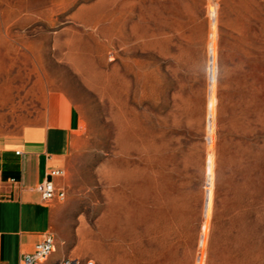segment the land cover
<instances>
[{
    "label": "rangeland",
    "instance_id": "374dc122",
    "mask_svg": "<svg viewBox=\"0 0 264 264\" xmlns=\"http://www.w3.org/2000/svg\"><path fill=\"white\" fill-rule=\"evenodd\" d=\"M55 96L61 264H264V0H0V144Z\"/></svg>",
    "mask_w": 264,
    "mask_h": 264
},
{
    "label": "crops",
    "instance_id": "0c3cea01",
    "mask_svg": "<svg viewBox=\"0 0 264 264\" xmlns=\"http://www.w3.org/2000/svg\"><path fill=\"white\" fill-rule=\"evenodd\" d=\"M81 122L76 106L55 96L43 123L28 125L12 141L0 144V264H19L20 257L32 252L48 232L54 235L55 250L46 264L78 259L60 253V240L52 232L62 200L46 204L36 187L57 172L52 181L65 191L64 177L80 140Z\"/></svg>",
    "mask_w": 264,
    "mask_h": 264
},
{
    "label": "built area",
    "instance_id": "2783aa9c",
    "mask_svg": "<svg viewBox=\"0 0 264 264\" xmlns=\"http://www.w3.org/2000/svg\"><path fill=\"white\" fill-rule=\"evenodd\" d=\"M16 153L20 154V151ZM57 175H59V173L53 172L49 179L41 182L36 187L37 192L41 195L42 200L46 204H51L56 200H63L65 198V191L57 189L52 181V177ZM54 250L55 238L52 233L48 232L44 234L43 238L35 245L32 252L23 254L20 257L19 264H46ZM87 264H95V262L90 260Z\"/></svg>",
    "mask_w": 264,
    "mask_h": 264
}]
</instances>
